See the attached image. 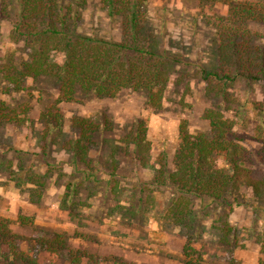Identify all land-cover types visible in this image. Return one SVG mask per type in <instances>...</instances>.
Segmentation results:
<instances>
[{
    "label": "rangeland",
    "instance_id": "rangeland-1",
    "mask_svg": "<svg viewBox=\"0 0 264 264\" xmlns=\"http://www.w3.org/2000/svg\"><path fill=\"white\" fill-rule=\"evenodd\" d=\"M231 1L149 0L147 28L177 59L161 108L148 103L146 92L133 90L99 98L78 88L73 102L58 104L62 93L49 79H29L17 89L0 74V105L27 120L24 126L7 124L0 133V231L6 235L1 252L13 244L39 264H71L72 251L95 255L99 264H264V192L254 195L242 186L225 201L190 196L188 206L178 208L180 195L153 183L154 169L172 170L181 129L209 132L210 110L256 139L262 85L239 80L224 100L195 78L200 67L215 61L213 39ZM83 16L80 34L123 39L121 21L109 19L99 0H87ZM12 19H0V67L8 56L18 61L30 53L23 41L11 38ZM249 27L264 48V24ZM49 110L63 113L61 133L48 134ZM75 120L99 127L85 142L97 182L78 172L87 164L65 148L81 135ZM139 125L150 147L147 165L125 141ZM247 149L258 152L260 145Z\"/></svg>",
    "mask_w": 264,
    "mask_h": 264
},
{
    "label": "trees",
    "instance_id": "trees-1",
    "mask_svg": "<svg viewBox=\"0 0 264 264\" xmlns=\"http://www.w3.org/2000/svg\"><path fill=\"white\" fill-rule=\"evenodd\" d=\"M109 19L120 20L123 39L120 42L98 39L79 33L87 0H0V19H12L11 38L23 41L30 49L26 59L8 62L0 67L6 83L20 89L29 79L47 78L60 88L58 104L74 101L79 88L99 98H114L124 90L146 92L148 103L161 108L165 88L169 85L173 64L177 59L161 49L158 36L147 28L149 0H99ZM215 3L217 0H203ZM16 3V7L12 3ZM12 10H15L12 13ZM250 23L264 24V0H237L229 3L227 18L221 19V29L213 39L215 61L200 67L195 78L206 83L209 93L224 100L239 80L260 84L264 92V48L255 44L257 34ZM1 34V32H0ZM261 126L256 139L235 130V123L223 113H206L209 132L192 135L180 131L178 147L171 171L165 165L154 169L156 187H170L180 196L178 208L188 206L187 197L205 198L221 202L234 197L246 186L254 195L264 192V96L258 106ZM49 135L61 133L64 115L47 111ZM24 126L27 120L0 105V133L7 124ZM80 130L78 138L65 143L79 162L87 168L78 172L86 180L97 182L87 159L86 141L98 132L97 126L75 120ZM127 146L137 159L147 165L149 143L143 125L132 129L125 137ZM259 143L258 152L247 146ZM6 235L0 231V239ZM19 238V237H17ZM23 239H21L22 241ZM264 249V232L262 237ZM63 246V242H61ZM194 252L192 248H187ZM71 264L89 260L100 263V258L81 251L69 254ZM189 264L192 262L188 261ZM0 264H39L28 253L18 251L11 244L7 252L0 251Z\"/></svg>",
    "mask_w": 264,
    "mask_h": 264
}]
</instances>
